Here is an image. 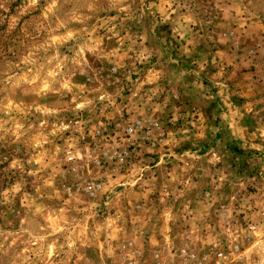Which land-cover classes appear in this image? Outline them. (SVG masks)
Wrapping results in <instances>:
<instances>
[{"label": "clouds", "instance_id": "1", "mask_svg": "<svg viewBox=\"0 0 264 264\" xmlns=\"http://www.w3.org/2000/svg\"><path fill=\"white\" fill-rule=\"evenodd\" d=\"M0 8L7 41L0 50V142L12 149L0 207L15 213L0 225V264H93L82 251L86 246L98 250L101 264H148L139 255L145 248L158 250L165 264H200L201 253L211 261L209 246L218 249L212 264H264V196L236 207V196L223 191L227 172L209 177L194 202L187 194L198 190L197 182L175 169L156 182L155 170L167 158L186 164V158L200 157L174 151L189 129L159 128L156 114L167 107V97L159 99L165 52L149 47L147 31L124 30L137 15L127 0H16L11 11ZM148 8L171 23L189 53L194 20L182 5L151 0ZM106 38L114 45L106 46ZM106 65L114 66L111 81L101 76ZM117 69L124 70L121 76L112 75ZM221 119L231 127L228 113ZM200 121L197 116L190 123L203 138ZM149 124L157 128L155 145L143 151L156 153L152 161L134 156ZM212 155L220 164L221 157ZM240 212L246 226L236 219ZM178 221L184 225L179 233L173 231ZM245 236L251 237L246 245Z\"/></svg>", "mask_w": 264, "mask_h": 264}, {"label": "rangeland", "instance_id": "2", "mask_svg": "<svg viewBox=\"0 0 264 264\" xmlns=\"http://www.w3.org/2000/svg\"><path fill=\"white\" fill-rule=\"evenodd\" d=\"M127 2L137 15L124 22V30L133 34L147 31L149 47L165 52L164 57L159 59L164 73L160 82L162 91L159 99L167 97V107L156 114L159 128L165 131L189 129L182 133L185 138L174 151L179 153L183 149H189L200 157L198 160L186 158V164L169 157L164 166L173 167L182 177L190 173L188 163L199 173L203 169L205 172L204 178L202 175L199 181L201 183L203 179L206 182L209 177L220 175L217 170L221 166L228 171L233 169L248 175L264 172V136L261 135V130H264V0H177L182 5V10H186L194 20L187 33L191 40L189 53L181 50L180 44L183 42L178 44L174 38L171 23L161 22L148 8L151 0ZM15 3L16 0H0V5L7 6L9 11L15 7ZM141 8L144 10L143 14H140ZM236 8L241 9L239 14L236 13ZM2 11L0 8V12ZM2 36L0 33V50L7 45ZM114 43V38L105 39L106 46ZM153 59L157 58L154 56ZM90 60L96 67L101 64L94 58L90 57ZM112 68L113 65H106L101 76L111 81L108 70ZM123 71L117 69L112 75L121 76ZM77 79L83 81L85 77L78 76ZM124 92L127 93L128 89L125 88ZM173 113L178 117L176 121L170 119ZM223 113L229 114L232 123L228 130L243 144L244 149L233 145L234 143L226 144L221 139L222 126L227 125L221 119ZM197 116L202 117L200 123L204 129L203 138L194 135L195 130L190 123ZM112 126L110 122L109 130ZM156 130V125L153 124L144 129L140 138L142 147L134 153L137 159L152 161L156 158L155 152L143 151V148L155 145L151 137ZM11 151V148L0 142V161H3L0 164V183L7 179L8 173L3 171V167L7 164L5 157H9ZM229 151L237 156L223 157L221 163L217 164L212 153L220 156L222 152ZM206 164L210 165L211 174L207 173ZM166 176L161 175L156 182L161 183ZM14 215L11 209L0 207V225H7ZM82 251L93 264H101L98 250L94 246H86ZM152 263V259L148 260V264ZM107 264H111V261H107Z\"/></svg>", "mask_w": 264, "mask_h": 264}, {"label": "crops", "instance_id": "3", "mask_svg": "<svg viewBox=\"0 0 264 264\" xmlns=\"http://www.w3.org/2000/svg\"><path fill=\"white\" fill-rule=\"evenodd\" d=\"M228 125H223L222 126V137L221 139L227 143H231L233 145H236L237 147H242L243 148V144H240V142L237 140V137L234 136L231 132H229L228 130ZM264 141V140H263ZM241 145V146H240ZM244 149V148H243ZM237 156L236 153H232L231 151L229 152H225V153H221L220 156L223 159L224 158H232L233 156ZM224 165V164H223ZM190 168V170H188L190 173H187V177H190L193 181L197 182V189L198 190H193L192 192L187 194V200H191V201H195L202 193V191L204 189H206L208 187L207 181L205 182L204 179L201 182L202 179V175L204 178V170L202 169L199 173L195 170V167L191 164L188 163V169ZM173 169V167H168V166H161L160 168L155 170L156 173V177L160 179L161 175H167L169 170ZM207 169V173L211 174V167L209 164H206V168ZM220 169V170H219ZM216 170V168L214 169ZM164 171L166 172V174H164ZM218 174L221 172H227L228 174V181L225 183L223 191L225 192V196H230V195H235L236 196V207H239L241 203L247 204L250 203L252 200L254 199H258L261 198L262 196H264V172H260L258 174H244V173H238L236 170H227L226 168L224 169V166L218 167ZM201 174V177L199 178V174ZM197 174V176H196ZM244 175H246L244 177ZM240 176V177H238ZM245 178V179H244ZM208 180V179H207ZM228 201L227 199H224L222 201V203L226 204ZM179 204V202H178ZM141 205H143L142 202H140L139 204H137V207L135 210H133V214H136V211L141 210ZM220 205L218 204L217 207H219ZM235 214V213H234ZM237 221L241 224V225H245L247 224V218L245 217V213L244 212H240L237 217H236ZM132 225L129 226V229H131ZM184 228V225L182 222H177L176 224L173 225V231L174 232H182ZM251 239V237L245 236L243 238V242L244 245L247 244V242ZM221 243L223 244V240L221 239ZM184 246H187V243L184 244ZM211 248V246H209V249ZM212 249V248H211ZM235 249L237 251H242L243 250V245L240 242H237L235 245ZM224 251H227L226 245L223 247ZM207 251V250H206ZM212 251H218V249H212ZM154 253H158L159 254V259L162 262V264H165V262L161 259V253L158 250H147L145 249H141L140 251V256L141 258H147L148 260H153V254ZM203 256L204 253H201L200 256ZM149 256V259H148ZM254 259H258V257H253ZM234 264H243L242 261H236L234 262Z\"/></svg>", "mask_w": 264, "mask_h": 264}, {"label": "built area", "instance_id": "4", "mask_svg": "<svg viewBox=\"0 0 264 264\" xmlns=\"http://www.w3.org/2000/svg\"><path fill=\"white\" fill-rule=\"evenodd\" d=\"M184 247L187 248V246H184ZM207 251H211L212 252V259H211V261H205V259H204L205 253H204V255L202 256V258H200V264H212V261H214L216 251H212L211 248L208 249ZM193 255H195V254H193ZM152 264H162V262L159 259V254L158 253H154L153 254V263Z\"/></svg>", "mask_w": 264, "mask_h": 264}]
</instances>
